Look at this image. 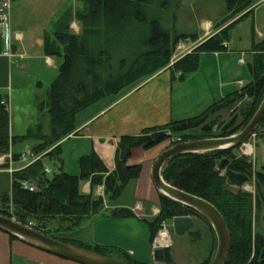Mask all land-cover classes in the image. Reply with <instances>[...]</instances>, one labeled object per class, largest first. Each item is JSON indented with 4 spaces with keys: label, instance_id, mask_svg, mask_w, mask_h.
Returning <instances> with one entry per match:
<instances>
[{
    "label": "trees",
    "instance_id": "obj_1",
    "mask_svg": "<svg viewBox=\"0 0 264 264\" xmlns=\"http://www.w3.org/2000/svg\"><path fill=\"white\" fill-rule=\"evenodd\" d=\"M81 1L83 6L75 12L68 10L44 41L45 54L61 60L59 73L48 88V99L39 102L40 110L47 108L50 114V132H44L42 124H38L26 134L12 135L7 96L0 92V155L12 151L13 159L18 160L20 153L14 150V146L30 138L37 140L32 150L41 154L38 160L11 173V190L0 195V213L100 255L131 264H147L136 261L117 246L86 243L67 237L64 232L80 227L87 218L102 211L106 203L116 201L125 186L140 176L142 166L129 164L136 147L150 149L168 140L167 130L186 141L229 136L248 124L264 98V53L261 52L264 40L256 41L254 26V8L262 0H225L227 14L215 25L220 30L172 65L169 63L177 43L180 40L195 41L198 35L164 27L162 20L167 4L156 11L152 9L153 0ZM73 15L82 24L80 33L71 30ZM245 17L252 18L254 55L249 63L252 79L240 91L220 99L198 115L147 127L137 135L120 136L115 167L111 171L94 150L80 157L79 174L64 170L59 142L75 131V116L80 110L165 68H172L175 77L180 72L179 79L186 78L199 68L202 53L227 49L224 42L231 40L232 29ZM224 111L230 112L231 117L238 113L241 121L222 131L221 127L227 121L221 117L211 133L201 130ZM263 127L264 120L255 132L256 137L264 135V130H260ZM239 147L177 155L164 166L162 174L168 183L204 198L223 214L231 238L226 264H264V232L257 229L260 222L264 224V164L258 166L256 160L236 153ZM46 156L60 163L59 171L53 176L46 171L43 160ZM224 158L229 160L227 169L248 175L254 193L242 188L232 189L224 170L219 168ZM25 181L34 184L36 189H25L22 185ZM86 181L90 182L89 193L82 190ZM99 185L104 187L103 196L95 195ZM159 196L160 211L153 221L148 222L151 243L163 223H169L177 216L202 217L215 234L202 214L162 192ZM130 215L132 212L125 208L114 209L111 213L114 217ZM53 220L56 226L52 227ZM201 264H210V260Z\"/></svg>",
    "mask_w": 264,
    "mask_h": 264
},
{
    "label": "crops",
    "instance_id": "obj_2",
    "mask_svg": "<svg viewBox=\"0 0 264 264\" xmlns=\"http://www.w3.org/2000/svg\"><path fill=\"white\" fill-rule=\"evenodd\" d=\"M259 3L264 4V0L257 4ZM257 4L254 8V26L255 39L258 42L264 40V14L262 13L260 19L256 16L255 11L259 6ZM82 6L81 0H13L10 53L7 52L9 49L5 39L0 36V92H5L3 94L7 96L9 111L15 95V79L19 80L18 86L23 85L24 79L28 74L33 75L36 67L56 66L57 58L44 52L45 37L53 32L56 23L68 10L75 12ZM166 8L170 6L167 5ZM226 14L227 10L221 20ZM220 21L203 19L200 25L202 33L195 32L198 38L190 41L201 43L218 32L220 28L216 29L215 25ZM70 27L74 33H80L82 30V24L75 15ZM228 44L229 47L224 51L202 53L199 68L184 79L178 78L180 72L176 73L175 77L172 68H165L80 110L75 116V131L59 142L63 168L69 164L70 158V169H68L70 171L67 172L79 174L80 157L94 150L111 171L115 167L116 147L120 136L137 135L147 127L198 115L213 103L240 91L252 79L249 68L254 55L251 25L249 38L238 36L234 27ZM242 57L244 63L239 61ZM252 142L253 146L247 145V149L250 148L247 152L252 150L256 163L261 166L264 164V135L254 137ZM169 146V141L166 140L150 149L136 147L129 164L142 166L140 176L125 186L116 201L106 203L102 211L84 221L92 226L89 235L85 236V233L83 236L75 235L74 239L90 244L117 246L128 250L136 261L156 264L153 257L155 241L150 242V234H146L144 225L148 227V222L153 221L160 211L161 191L153 181L152 167L161 152ZM18 163L19 161H15L14 167H17L15 164ZM8 166L9 161L5 166L0 167V184L3 182L6 186L9 180L10 191L12 179ZM82 190L85 193L91 191L89 181L83 183ZM3 192L0 190V195ZM95 195H104L103 185L96 187ZM119 208L130 210L132 215L111 216L112 211ZM119 223L127 228L120 229ZM82 225L76 229L82 231L84 229L82 227H87ZM137 228H141V232H137ZM67 232L75 233L70 230L65 234ZM122 242L126 245L124 246ZM0 264L81 263L50 253L26 240L12 237L9 232L0 229Z\"/></svg>",
    "mask_w": 264,
    "mask_h": 264
},
{
    "label": "rangeland",
    "instance_id": "obj_3",
    "mask_svg": "<svg viewBox=\"0 0 264 264\" xmlns=\"http://www.w3.org/2000/svg\"><path fill=\"white\" fill-rule=\"evenodd\" d=\"M166 2V3H165ZM169 5L170 8H167L164 12L165 18L163 21L164 27L168 29H172L173 27L177 28L179 31L183 32H200V25L203 19H213V21H220L221 18L226 13L225 0H153L152 9L154 10H162L165 6ZM261 4V5H260ZM259 5V6H258ZM256 16L260 19L264 14V4H257ZM161 12V11H159ZM263 13V14H262ZM246 18V19H245ZM239 23L235 25L236 33L238 36L249 38L251 18L245 17ZM231 20L230 22H232ZM230 22H227L230 23ZM57 63L55 67L44 68L42 65L40 67L35 68V73L24 79L23 85L18 86V79H15L14 85V100L11 105V121H10V130L12 135H23L28 132L30 128H36L38 124H42L43 131L48 133L50 132V114L48 109L41 111L39 108V102L46 101L48 99V88L53 82V80L57 77L59 73V65L61 60L59 58L56 59ZM41 83V84H40ZM40 84V85H39ZM5 93V92H2ZM222 118L225 121L230 120L232 117L230 116V112L224 111L222 113ZM241 118L239 117L237 122H240ZM264 130V127L260 130ZM254 137L252 136L250 140L246 143L248 145L253 146ZM37 143L35 139H27L23 142L17 143L14 146V150L19 152L23 149H32V146ZM28 145L26 148L25 146ZM24 150V151H25ZM245 148L240 146L236 153L244 154L247 157L255 160L254 153L246 154L244 153ZM66 150V155L67 154ZM12 152V151H11ZM71 159H73L71 157ZM14 160V159H13ZM18 161V160H14ZM74 161V159H73ZM44 163L46 167L50 168V172L48 174L53 176L56 172L59 171L60 163L57 159L46 156L44 158ZM23 163L19 161L18 165L21 166ZM70 166V158L69 164L65 166L66 171H70L68 169ZM9 167V166H8ZM7 167V168H8ZM26 167V166H25ZM9 180L6 182V186H4L3 182L0 184V190L3 193H9ZM242 188L246 191L255 192L254 185L252 181H248L244 187H236L232 186V189ZM196 228H199L201 231V237L198 239H194L189 235L178 236L173 231L169 232L170 244H172V257L173 262L170 264H201L203 261L209 259L210 263L215 255L217 249V237L211 231L207 221L199 217L197 215L193 216ZM172 220L166 224H171ZM30 225V224H28ZM84 226L87 223L83 224ZM82 225V226H83ZM32 226V225H30ZM51 226H56V221H51ZM146 230V234L149 235V229L147 225H144ZM33 227V226H32ZM81 229H73L75 233L64 232L65 236L73 238L75 235L83 236L85 233L89 235L91 232L92 226L87 225V227H82ZM120 229H126L127 227L119 223ZM257 229L259 231L264 232V224L259 223L257 225ZM79 230V231H78ZM84 230V231H83ZM164 227L159 230L158 241L164 245L163 239V231ZM137 232H141V228L136 229ZM143 231V230H142ZM88 232V233H87ZM144 232V231H143ZM145 233V232H144ZM143 235V234H142ZM125 246V242H122ZM120 248V247H119ZM123 249V248H122ZM129 253L128 250H124ZM118 256V255H116ZM147 261V260H146ZM157 264V263H156Z\"/></svg>",
    "mask_w": 264,
    "mask_h": 264
},
{
    "label": "water",
    "instance_id": "obj_4",
    "mask_svg": "<svg viewBox=\"0 0 264 264\" xmlns=\"http://www.w3.org/2000/svg\"><path fill=\"white\" fill-rule=\"evenodd\" d=\"M221 117L222 115L215 117L202 126L201 130L205 133H211L216 129L217 121ZM238 119L239 114L235 113L230 120L225 122L221 130L225 131L231 128L237 123ZM263 120L264 98L253 117L241 131L229 136L205 137L175 143L162 151L153 163L152 178L156 187L163 194L202 214L212 225L217 237V249L210 264H226L231 247V238L227 222L220 210L211 202L168 183L162 174L164 166L173 157L183 153H203L217 149H228L233 146H243L255 134ZM228 163L229 160L224 158L219 164V168L224 170L228 184L236 187H244L248 182V175L227 169ZM0 228L50 253L81 264H131L54 238L28 224L17 221L14 217L1 213ZM166 229L168 232L173 231L178 236L189 235L194 239L201 237V231L199 228H196L195 220L191 215L174 217L171 224L166 226ZM159 233L154 242V260L157 264H170L173 262L172 244H161L158 241Z\"/></svg>",
    "mask_w": 264,
    "mask_h": 264
},
{
    "label": "built area",
    "instance_id": "obj_5",
    "mask_svg": "<svg viewBox=\"0 0 264 264\" xmlns=\"http://www.w3.org/2000/svg\"><path fill=\"white\" fill-rule=\"evenodd\" d=\"M12 2L13 0H0V36L3 37L8 45V53L11 52V8H12ZM192 41V40H191ZM190 40H180L177 45L175 46L174 52L171 56V61L169 65L174 64L177 60L182 58L187 53H190L193 51L195 47H197L200 43L199 42H191ZM224 46L226 48L229 47L228 42H224ZM264 53V50L261 51ZM241 63H244L245 60L242 57L239 60ZM166 135L168 137L169 143H178L181 142L182 139L179 136H175L172 134L170 130L166 131ZM253 137H256V133L253 135ZM247 143L243 145L245 148L244 153L251 154L252 150L250 152H247ZM55 146L51 147L48 151L53 149ZM41 157V154H36L32 149L28 148L25 151L21 152L18 158V161L22 162L23 164L21 166L14 167V160L12 153H7L0 155V167L5 166V163L9 161V167L8 170L13 173L16 170H19L21 168H24L28 164L38 160ZM47 172H50L49 168H46ZM23 187L25 189L35 190L36 186L34 184H31L27 181L22 183ZM31 225V224H30ZM167 224L164 222L163 227L166 229Z\"/></svg>",
    "mask_w": 264,
    "mask_h": 264
},
{
    "label": "bare ground",
    "instance_id": "obj_6",
    "mask_svg": "<svg viewBox=\"0 0 264 264\" xmlns=\"http://www.w3.org/2000/svg\"><path fill=\"white\" fill-rule=\"evenodd\" d=\"M206 25H208V23L206 24ZM248 151L250 150V148H248L247 149ZM163 239H164V244H170V237H169V232H168V230L167 229H165L163 232Z\"/></svg>",
    "mask_w": 264,
    "mask_h": 264
}]
</instances>
